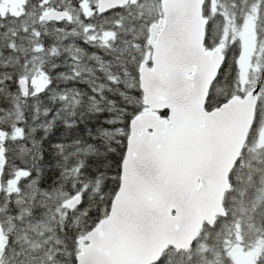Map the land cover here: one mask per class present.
Listing matches in <instances>:
<instances>
[{
    "label": "snow or ice",
    "instance_id": "1",
    "mask_svg": "<svg viewBox=\"0 0 264 264\" xmlns=\"http://www.w3.org/2000/svg\"><path fill=\"white\" fill-rule=\"evenodd\" d=\"M0 264H264V0H0Z\"/></svg>",
    "mask_w": 264,
    "mask_h": 264
},
{
    "label": "water",
    "instance_id": "2",
    "mask_svg": "<svg viewBox=\"0 0 264 264\" xmlns=\"http://www.w3.org/2000/svg\"><path fill=\"white\" fill-rule=\"evenodd\" d=\"M165 101L162 99L158 104L157 107H163ZM147 120L155 121L158 117L155 116L154 113H149L146 117ZM193 118L191 109L188 108L184 112V124H185V136L184 140L190 141L191 139V128H192ZM183 160L177 161V163H183ZM168 181L166 180L164 184L158 185H150L143 181L137 182V189H136V199L135 203L139 206L147 207L149 205H154L156 202L162 200L164 196L167 194V185Z\"/></svg>",
    "mask_w": 264,
    "mask_h": 264
}]
</instances>
